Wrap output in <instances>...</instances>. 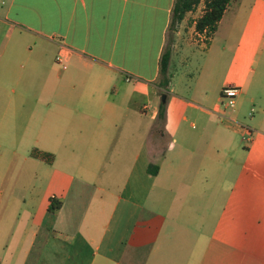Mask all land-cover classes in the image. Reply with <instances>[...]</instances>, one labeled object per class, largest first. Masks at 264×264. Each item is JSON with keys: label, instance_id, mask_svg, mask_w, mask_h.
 Here are the masks:
<instances>
[{"label": "crops", "instance_id": "obj_1", "mask_svg": "<svg viewBox=\"0 0 264 264\" xmlns=\"http://www.w3.org/2000/svg\"><path fill=\"white\" fill-rule=\"evenodd\" d=\"M176 1L0 0V264H264V0Z\"/></svg>", "mask_w": 264, "mask_h": 264}, {"label": "trees", "instance_id": "obj_2", "mask_svg": "<svg viewBox=\"0 0 264 264\" xmlns=\"http://www.w3.org/2000/svg\"><path fill=\"white\" fill-rule=\"evenodd\" d=\"M206 4L205 13L197 21V29L203 31L208 28L209 31L215 32L219 21L224 16L225 11L231 3V0H204ZM201 0H177L174 11L173 21H181L184 15L193 10ZM170 64V53L165 52L160 62V85L162 88H166L171 82V74L169 71ZM165 114V103H161L159 116L164 117ZM58 205L51 206L52 210H56Z\"/></svg>", "mask_w": 264, "mask_h": 264}, {"label": "rangeland", "instance_id": "obj_3", "mask_svg": "<svg viewBox=\"0 0 264 264\" xmlns=\"http://www.w3.org/2000/svg\"><path fill=\"white\" fill-rule=\"evenodd\" d=\"M253 2L254 0H231L230 5L228 6V13L225 16V20L218 28L215 38L216 39L225 38L226 33H228L231 27L234 18L233 16L234 12L240 11L241 15L239 21L236 23V28H235L236 31L233 38L234 40H231L230 43L227 44L226 49L220 58V67L223 70L227 69L229 62L231 61L235 44L237 43V40L240 37L241 32L245 26ZM217 50H219L217 47L211 49L209 60H207V64L211 63L212 60L217 56ZM161 100H163V98ZM221 100L223 101L222 103L227 102V99L223 98L222 96H221Z\"/></svg>", "mask_w": 264, "mask_h": 264}, {"label": "built area", "instance_id": "obj_4", "mask_svg": "<svg viewBox=\"0 0 264 264\" xmlns=\"http://www.w3.org/2000/svg\"><path fill=\"white\" fill-rule=\"evenodd\" d=\"M56 61L58 64H60L63 68H67L66 63L64 62V58L63 55L59 54L56 57ZM128 80L130 78H127ZM239 93V88L234 85V84H229L226 85L223 90H222V97L227 99L226 103H223L224 105L230 106V107H234L235 106V101H236V97Z\"/></svg>", "mask_w": 264, "mask_h": 264}, {"label": "water", "instance_id": "obj_5", "mask_svg": "<svg viewBox=\"0 0 264 264\" xmlns=\"http://www.w3.org/2000/svg\"><path fill=\"white\" fill-rule=\"evenodd\" d=\"M163 100H165V97L163 98Z\"/></svg>", "mask_w": 264, "mask_h": 264}]
</instances>
